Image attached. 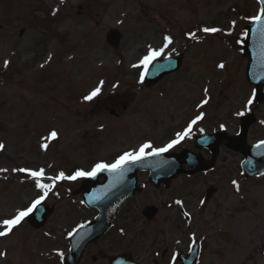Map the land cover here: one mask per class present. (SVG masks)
Here are the masks:
<instances>
[{
	"label": "rangeland",
	"instance_id": "374dc122",
	"mask_svg": "<svg viewBox=\"0 0 264 264\" xmlns=\"http://www.w3.org/2000/svg\"><path fill=\"white\" fill-rule=\"evenodd\" d=\"M41 9L60 17L44 24ZM259 11L256 0H0V143L5 146L0 178L17 180L0 182V225L44 196L19 169H43V183L55 185L60 180L48 178L60 172L72 175L100 162L115 163L145 143L164 147L201 114L191 135L220 130L237 135L241 118L252 114L257 122L248 145L263 141L264 103H255L247 59L229 42ZM206 27L220 31L205 33ZM111 29L122 36L119 54L106 41ZM48 30L61 38H45ZM165 36L172 39L167 47ZM150 49H163L162 56L182 54L184 63L179 73L147 91L140 65ZM101 81L100 95L85 101ZM131 91L136 100L127 103ZM105 101L118 106L99 110ZM52 131L58 137L46 140ZM241 162L239 154L223 150L216 171L179 177L168 190L154 189L142 175L145 189L127 204L130 216L141 218L137 210L144 205L162 207L159 229L178 232L177 224L186 251L196 239L183 226L179 204L203 238L200 264H264V179L243 180ZM82 179L61 181L77 188ZM209 188L216 194L204 204ZM43 202L55 208L47 225L34 231L25 221L0 237V264H62L69 234L96 215L83 208L81 198L58 200L48 192Z\"/></svg>",
	"mask_w": 264,
	"mask_h": 264
},
{
	"label": "water",
	"instance_id": "95a60500",
	"mask_svg": "<svg viewBox=\"0 0 264 264\" xmlns=\"http://www.w3.org/2000/svg\"><path fill=\"white\" fill-rule=\"evenodd\" d=\"M259 27V25L254 24L248 29V38L244 50V55L248 56L250 59L247 77L250 83L257 87V102L264 101V31H262V29L260 30ZM256 33H258L257 36ZM120 39L121 36L117 31H111L107 36L109 44L115 50L119 49ZM180 67V57L156 62L145 79L146 85H155L165 76L178 71ZM253 123L254 119L252 117L244 119L241 123V135L237 139H232L230 142L231 149L239 151L246 159V162L243 164L246 177L257 176L264 173V146L260 148H247L245 145L248 128ZM222 135L225 134L219 133L214 138L216 139V144L224 138ZM186 159L184 155L176 157L159 155L145 158L136 164L126 166L125 170L129 169V172L126 181L123 183L117 182L115 177L116 173L106 171L101 172L100 175L104 176L106 179L103 185L99 186L97 183L100 176L86 180L79 193L89 196V194L95 192L91 196L92 198H89L86 203L89 207L98 209L101 215L95 222L80 230L76 237L73 238V253L71 254V259L73 260L70 263L67 261L69 259L68 257L66 258L65 264H78L86 246L89 243L97 241L109 230L120 207L139 192L136 178L137 172L149 170L152 173L150 180L156 186L163 183L166 187H169L171 181L180 174L191 175L203 169L202 165H200V161L195 163L197 166L199 164L196 170L193 166V160L190 158L186 162ZM183 161H185V163H183ZM209 196H211V193H209ZM52 212L53 208L41 206V210L35 212L28 218L29 224L34 229H40L45 225L47 218ZM197 256V249H195L189 257L185 258L184 264H195Z\"/></svg>",
	"mask_w": 264,
	"mask_h": 264
},
{
	"label": "flooded vegetation",
	"instance_id": "af4514ba",
	"mask_svg": "<svg viewBox=\"0 0 264 264\" xmlns=\"http://www.w3.org/2000/svg\"><path fill=\"white\" fill-rule=\"evenodd\" d=\"M194 137L195 135H192L186 140V147L181 151L187 150L209 157V151L198 149L194 143ZM146 207L144 206L137 210L141 218L134 216V218L138 219L134 220L130 216L133 209H127L128 206L126 205L117 220L120 224L116 223L112 230L113 232L111 231L113 236L109 244L107 242V245H105L104 242L110 233L98 243L92 244L87 248L81 264H109L108 257L122 254H125L135 264H179L177 260L173 262L172 257H176L183 247L184 240L180 237V235L182 236L181 232L168 234L166 230L159 229L161 208L158 209V215L152 222L147 221L143 217ZM175 233H177L176 236H174ZM144 237L147 240H144ZM120 242H122V248L119 247Z\"/></svg>",
	"mask_w": 264,
	"mask_h": 264
},
{
	"label": "snow or ice",
	"instance_id": "6c2138e0",
	"mask_svg": "<svg viewBox=\"0 0 264 264\" xmlns=\"http://www.w3.org/2000/svg\"><path fill=\"white\" fill-rule=\"evenodd\" d=\"M62 2H63V0H62ZM261 3H264V0H261ZM253 23L261 26L262 31H264V8H261L259 11V14L256 15L255 17H253ZM203 31L205 33H216V32H219L220 29H218V28H207L206 27L203 29ZM165 40H166L165 47H167L168 44L172 43L171 37H165ZM162 55H163V49H160V50L150 49L149 54L143 58L140 66H142L144 69H148ZM8 64H9V61H5V65H4L5 68L8 67ZM133 67H137V65H133ZM219 67L222 69V68H224V65L220 64ZM140 82L141 83L144 82V74L141 75ZM103 83L104 82L101 81L99 86H97L88 95H86L84 97L85 101H92L95 97L100 95ZM207 103H208V100L205 99L203 101V104H207ZM251 103H252V100L250 99L248 101V105L250 106ZM238 114L241 116L244 115L243 112L238 113ZM203 118H204L203 114L197 116L196 119L191 122V124L188 126V128L185 131L178 133L176 139L171 141L170 143H168L165 147L153 148V145L151 143H145L139 148L138 152H135V151L126 152L122 156H120L116 160L115 163L108 164V163L100 162V163H97L91 171L77 170L72 175H65V173L60 172L58 176L50 177L48 179L53 180V182H55L56 180L76 181L77 179H81V178H95L99 173L105 172V171L122 174L123 171L125 170L126 166H128L130 164H136V163L140 162L141 160L145 159L149 155L159 156L163 153H166L170 149H172L175 146H177L178 144H180L181 141H183L185 138H190V135L193 131V126L197 123V121L202 120ZM200 131L203 132V129L201 128ZM57 137H58V133L55 131H52L49 134V136L46 137L45 139L51 140V139H56ZM262 146H264V141H261L260 143H258L256 145L257 148H260ZM4 147L5 146L2 143H0V150H3ZM42 147H44L45 150H47L48 144L45 143L44 145H42ZM149 149L151 151H147ZM19 171L27 172V174L33 180L36 181V186L44 193V196H41L40 198H37L36 200H34L29 207H27L24 210L19 211L14 218L4 220L3 224L0 225V227H2V229H3V230H0V237L8 236L9 234H11L13 232V230L15 228H17L25 220V218H27V217L33 215L35 212L41 210V205H42V202L44 200V197H46L48 192L51 191L52 188L54 187V183L53 184L43 183V180L45 179V173H44L43 169H40L38 171L19 169ZM261 174L264 175V173H261ZM233 183L236 184V189H237V191H239V185L235 181ZM177 203H180V202L177 201ZM72 235H74V233ZM61 255H62V253H61Z\"/></svg>",
	"mask_w": 264,
	"mask_h": 264
},
{
	"label": "bare ground",
	"instance_id": "6f19581e",
	"mask_svg": "<svg viewBox=\"0 0 264 264\" xmlns=\"http://www.w3.org/2000/svg\"><path fill=\"white\" fill-rule=\"evenodd\" d=\"M26 220H27V219H26ZM26 220H24L23 223H24Z\"/></svg>",
	"mask_w": 264,
	"mask_h": 264
}]
</instances>
